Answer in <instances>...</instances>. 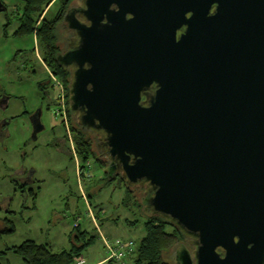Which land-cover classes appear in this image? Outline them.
<instances>
[{
	"label": "water",
	"instance_id": "1",
	"mask_svg": "<svg viewBox=\"0 0 264 264\" xmlns=\"http://www.w3.org/2000/svg\"><path fill=\"white\" fill-rule=\"evenodd\" d=\"M106 1H83L89 25L71 21L69 109L104 132L107 156L150 192L152 214L199 239L197 264H252L264 251V0H194L178 41L166 27L165 75L144 101L142 33L116 18L101 26ZM180 14L166 11L167 22ZM31 120L35 134L39 112Z\"/></svg>",
	"mask_w": 264,
	"mask_h": 264
},
{
	"label": "rangeland",
	"instance_id": "2",
	"mask_svg": "<svg viewBox=\"0 0 264 264\" xmlns=\"http://www.w3.org/2000/svg\"><path fill=\"white\" fill-rule=\"evenodd\" d=\"M0 5V101L7 98L0 103V217H8L14 226L13 233L0 235V263L26 264L5 250L25 240L46 244L54 252L67 250L75 228L92 237L81 253L82 264L105 259L100 234L137 245L148 212L134 199L127 201L124 185L106 176L103 158L91 157L79 176L85 163L72 152L71 141H60L71 137L76 121H66L68 134L56 114L59 89L50 82L34 37L11 35L22 2L0 0ZM57 8L55 0L43 16L51 18ZM64 104L66 108L65 99ZM36 112L42 128L34 134L31 116ZM130 189L141 199V190ZM174 253L172 245L163 254L169 264H174Z\"/></svg>",
	"mask_w": 264,
	"mask_h": 264
},
{
	"label": "flooded vegetation",
	"instance_id": "3",
	"mask_svg": "<svg viewBox=\"0 0 264 264\" xmlns=\"http://www.w3.org/2000/svg\"><path fill=\"white\" fill-rule=\"evenodd\" d=\"M84 0H70L68 5L63 10L61 18L56 25L55 34L58 50L55 54V62L61 66L65 71V83L58 80V78L52 73L51 69L43 64L46 73L49 75L52 86H57V82L62 87L63 97L66 102L65 115L66 119L71 121L73 118L76 122L78 129L87 136L89 140L90 148L94 153V158L100 161L104 159L105 174L107 177H118L122 179L121 184L124 187L128 186L139 189L142 191L141 202L144 210L148 212L147 216H155L152 214V209L149 207L147 200L150 197V192L146 191L145 186L128 185L126 180L122 178L121 172L117 166L113 164V160L107 156L108 146L105 141V134L102 130L96 132L92 129H88L77 123V114L69 109V90L72 80V73L77 68L74 63H65L62 61L63 56L75 48L78 38L75 35V31L71 28V21L77 20L78 23L89 25L90 22L84 16ZM194 0H176V5L171 4L167 0H108L103 6H107V10L111 13H101L100 25H109L110 19L118 20L121 26L127 25L129 28L134 26L139 29V34L142 33V37L145 44L146 51V85L141 92V100L144 101L147 97H153L160 89L159 80L164 78L165 75V49H166V27L170 28L169 35L178 41L181 35L185 33L187 25L186 20L192 16V9H187L188 6H192ZM176 6V7H173ZM1 7V5H0ZM2 8V7H1ZM177 10V14L182 12L174 21L167 22L166 11ZM214 6L211 5L209 15L213 14ZM109 15L111 17H109ZM60 39V40H59ZM37 48V44H36ZM88 67L85 63L84 68ZM54 79L57 81L54 82ZM90 87V86H89ZM7 98L4 96L0 103L4 104ZM38 112L34 113L37 115ZM72 116V117H71ZM67 135V134H66ZM68 136V135H67ZM65 136V140L61 139V143L65 141H71V147H73L72 135L70 138ZM103 163V162H102ZM150 213V214H149ZM158 217V216H157ZM160 218V217H159ZM162 219V218H161ZM165 222L166 229L169 231H175L177 233V239L173 244L174 249V264H183L182 257L184 256L188 260V264H197L199 255L200 242L199 239L194 236H185L182 234L172 223L162 219ZM216 255L219 259H224L226 251L224 248L218 246L215 248ZM232 264H248L241 263L239 257L236 262ZM252 264H264V251L261 255L254 258Z\"/></svg>",
	"mask_w": 264,
	"mask_h": 264
},
{
	"label": "trees",
	"instance_id": "4",
	"mask_svg": "<svg viewBox=\"0 0 264 264\" xmlns=\"http://www.w3.org/2000/svg\"><path fill=\"white\" fill-rule=\"evenodd\" d=\"M69 1L58 0V8L55 14L51 18H47L43 16V12L55 0H21V8L16 15L17 25L11 33L15 38L34 37L42 61L51 69L58 80L64 83L65 71L55 62V54L58 50L55 28ZM1 7L3 8L2 5ZM7 26L8 24H6ZM39 87L44 91L42 85H39ZM70 130L75 155L83 164L85 163L79 170V176L81 177L83 175L82 170L89 162V159L94 157V153L90 148L87 136L77 126L71 125ZM113 179L122 182L121 178L115 177L111 180ZM23 186L24 184H20L19 187L23 188ZM125 188L127 201L134 199L136 205L140 208L142 206L141 199L138 200L128 186ZM30 195H32L33 199L35 198V194H32V192H30ZM143 226L145 233L129 255L128 260L130 263L169 264L164 259L163 254L175 243L177 233L167 230L165 222L157 216H147ZM13 231L14 226L11 220L8 217H0V235H8L13 233ZM70 240L72 245L69 249L56 252L52 251L48 245L35 243L32 240H25L19 245L6 248L5 250L18 255L26 264H77L76 262L80 258L82 251L92 242V237H89L87 232L76 230L75 228L70 234ZM106 262L111 263L112 260Z\"/></svg>",
	"mask_w": 264,
	"mask_h": 264
},
{
	"label": "built area",
	"instance_id": "5",
	"mask_svg": "<svg viewBox=\"0 0 264 264\" xmlns=\"http://www.w3.org/2000/svg\"><path fill=\"white\" fill-rule=\"evenodd\" d=\"M54 82L56 83L57 81L54 79ZM58 83L60 82H57V87L59 89L58 94H57L59 99L58 97L57 99L59 101L57 102L58 109L56 110V114L61 116L64 127L67 130V133L69 134V131L67 128L68 124L66 122L67 119L65 115V104H64V99H63L62 87ZM71 148H72V152H74L75 154L73 147ZM100 239L102 241L104 251L106 254L104 261L112 260L120 264H129L128 263L129 255L133 252L135 248V245L133 244L131 240L123 239V238L107 239L103 237L101 234H100ZM83 262L84 261L81 258H79L76 263L82 264Z\"/></svg>",
	"mask_w": 264,
	"mask_h": 264
},
{
	"label": "crops",
	"instance_id": "6",
	"mask_svg": "<svg viewBox=\"0 0 264 264\" xmlns=\"http://www.w3.org/2000/svg\"><path fill=\"white\" fill-rule=\"evenodd\" d=\"M103 262H104V259H102V260H100V261H98V262L92 263V264H101V263H103Z\"/></svg>",
	"mask_w": 264,
	"mask_h": 264
}]
</instances>
